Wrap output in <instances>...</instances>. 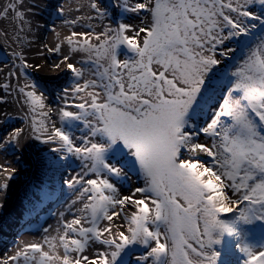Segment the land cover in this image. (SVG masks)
I'll list each match as a JSON object with an SVG mask.
<instances>
[{
  "label": "snow or ice",
  "instance_id": "6c2138e0",
  "mask_svg": "<svg viewBox=\"0 0 264 264\" xmlns=\"http://www.w3.org/2000/svg\"><path fill=\"white\" fill-rule=\"evenodd\" d=\"M22 4L0 10V19L11 12L21 21L19 32L27 23ZM114 6L136 22L73 31L66 41L70 51L85 54L80 66L67 54L49 65L75 81L60 90V126L35 120L30 126L35 140L57 145L51 151L60 161L81 162L63 181L77 194L68 205L71 218L60 212L55 236L26 245L5 264L21 257L25 264H129L137 247L135 264H264V0ZM90 7L100 19L108 15L97 0ZM81 19L93 17L66 23ZM44 49L61 53L59 43ZM13 55L25 69L40 67L22 51ZM86 73L95 79H83ZM18 90L30 112L39 109L51 120L34 83ZM76 124L80 137L66 130ZM25 135L13 129L0 138V149H22ZM48 166L64 167L52 160ZM5 172L0 209L15 169L0 164V176ZM131 172L143 186L124 194L113 178Z\"/></svg>",
  "mask_w": 264,
  "mask_h": 264
},
{
  "label": "rangeland",
  "instance_id": "374dc122",
  "mask_svg": "<svg viewBox=\"0 0 264 264\" xmlns=\"http://www.w3.org/2000/svg\"><path fill=\"white\" fill-rule=\"evenodd\" d=\"M74 1L75 4H71L68 0H23V4L18 5V7L22 8L26 14V21L28 24L34 28L35 35L38 36L37 41H35L36 46L31 45L34 41L27 42L26 33L21 32L17 35V37L19 36V39H17L9 25H2L3 28L10 34L6 31L0 33V39L3 44V48L0 50V68L3 69L4 65H11L10 67L12 68H5L3 70V75L0 76V79L2 84L10 81L12 87L10 90H3V93L0 95V103H4L2 114L6 113L7 115L5 116H8V114L11 115L10 120H8L4 124V128L0 130V138H4L6 140L8 134L11 133L13 129L19 128V125L25 121L22 117V108L25 105L24 97L19 93V87H23L25 83L30 84L33 73L43 72L40 67L37 70H34L33 68H23L22 64L16 62L13 52L22 51L28 63L36 66L39 65L38 60L40 59V56L38 55L37 58L34 53L29 52L39 46L40 53L43 52V54L40 55L49 57L47 59V66L48 69H52L49 65L58 62L62 55L67 54L66 49L69 47L67 45L66 38L70 36L73 31H89V29L87 30L84 28V25L92 20H87V22L84 23V19H81L75 25L66 23L67 21L77 19V17L88 15L86 14L88 11L87 5L90 3L85 2V0ZM60 9L63 10L62 14L59 11ZM29 14L32 15L31 19ZM94 21H97V24H99L101 19L97 17ZM102 22V25L107 27L110 22H116V19L114 18V15H107L102 19ZM30 26L25 29L31 28ZM93 27L94 30H96L94 25ZM27 31L31 32L33 30ZM5 33H7V35H5ZM73 39L79 40L80 37H74ZM92 42L94 43L95 40L93 39ZM58 43L61 45V53L59 55H54L44 49L45 45L54 48ZM52 70L55 73L59 72L55 69ZM10 73H17V75L10 76ZM74 83L75 81L61 84L57 87V89H52L50 87L49 90L53 93H51L52 97L54 99L60 98V90L65 87H71V84L74 85ZM42 92L49 96L51 95L46 89L45 84L42 88ZM37 94L40 93L37 92ZM54 94H57L58 96L55 97ZM47 95L46 98L48 97ZM46 101L51 103L48 98ZM31 140L33 142H37L34 137ZM21 142L23 143V140ZM29 143L31 144V141H29ZM46 145L49 147V144ZM3 155L5 156V159H3L4 162L0 159V164H7L10 169H15L14 178L10 181V188L13 190V194L10 195L7 193V196L4 199V207L0 209V213L4 215V211L8 209V203L11 202L12 207V205L18 201L17 197L19 192L25 187H28L25 184L17 186L25 175L23 169L26 168L27 170L28 166H26V164L19 158L17 148H9L7 144H5L4 148L1 149V158ZM41 167L42 173L38 176V179L33 186V188H35V193H41L35 195L34 199H28L26 208H24V206L20 208V206L17 205L0 220V264H5V261H7L8 258L16 256L17 252L23 249L26 245L33 243L44 244L45 236H55V229L61 226V218L59 216L60 212H64L66 218H71L68 213V205L71 204L76 193L70 189L65 197L54 201L51 200L57 194L56 190H51L52 185L58 186L60 183L64 182L62 180L55 183L58 178L55 173L56 170H53L49 166H42V164ZM66 169L67 165L65 164L63 169L64 171L62 168L59 170H62V173L67 174L68 171ZM35 173H32L28 177V180L32 182ZM4 174L7 175L9 172H5ZM43 179L47 180L44 182ZM41 189H43V191H40ZM46 199H50L52 204L46 205ZM45 228L48 229V232L44 231ZM60 251L62 253V249ZM20 261H24L23 257L20 258ZM9 264H11V262H9Z\"/></svg>",
  "mask_w": 264,
  "mask_h": 264
},
{
  "label": "bare ground",
  "instance_id": "6f19581e",
  "mask_svg": "<svg viewBox=\"0 0 264 264\" xmlns=\"http://www.w3.org/2000/svg\"><path fill=\"white\" fill-rule=\"evenodd\" d=\"M71 2V4H75L74 0H68ZM85 2H91V0H85ZM117 2V0H97V3L100 5L101 8H104L107 10L108 15H114V18L116 19V22H110L109 26L115 28L121 21L126 22V23H134L136 22L135 17H133L131 14L125 13L123 12L119 7L114 6V4ZM134 2V0H129V3ZM8 3H15V0H0V10H2V8L4 6H6ZM19 8V7H18ZM87 16L84 15L83 17H88V16H92L93 19H91L92 21L87 23V24H92L96 27L95 32H100L103 30V28L105 27L104 25H102V19L101 21H99V24H97V21H94L96 17L94 11L91 9L90 4L87 5ZM254 11L256 13L260 12V8L259 6H256ZM28 15V14H27ZM26 17V14H25ZM29 17L31 19L32 15L29 14ZM28 18V17H27ZM29 21V20H28ZM84 23L87 22V19H84L83 21ZM3 24H7L9 25V27L12 28L14 35L17 37L18 34H20L21 32H19V26L21 24V21L19 19L14 18L13 14L10 12L9 13V18H5V19H0V33H2L3 31H6V29L3 28ZM30 25L28 24V22L25 24V28L29 27ZM31 28L29 29H24V33H26V38H27V42L29 41H34L31 45L32 46H36V42L38 39V36L35 35V30L32 26H30ZM85 29L88 30L87 27H84ZM27 30H33V31H27ZM83 31V30H82ZM256 31H259V29H257ZM8 33V32H7ZM10 34V33H8ZM94 39V38H93ZM240 39H243V37H241ZM233 47H235V41H230L229 42ZM40 45V43H39ZM3 48V44L2 41L0 39V50H2ZM67 55L72 57L71 62L75 63L78 67L79 65V61L82 59V57L85 56L84 53H80V52H72L70 51L69 48L66 49ZM29 53H34L36 55V57L38 58V55L40 56V59L38 60V64L40 65V68L43 70V72H38V73H33L32 77H31V82L30 84H35L36 85V91L38 93H43L44 95V102L47 105V108L52 109L51 112V120L49 121L47 119V117H42L40 115V110L38 109L36 111L35 114H33L32 112H30L28 110V108L26 107V105H24V107L22 108V117L25 119H23L24 122H22L19 125V128H24L25 129V138L23 139V148H17V153L19 154V158L21 159V161L23 163L26 164V166H28V169L26 170V168L23 169L24 171V177L21 179V182H19L17 184V186H21V184H25L28 187H25L24 189H22L19 194H18V201L12 205L11 207V202L8 203V209L6 211H4V215L2 213H0V220L15 206L19 205L20 208L24 206V208H26L27 204H28V199L33 198L34 196L37 194H40L41 192H37L35 193V188H33L34 184L36 183V180L38 179V176L41 175L42 173V166H48V161L52 160V161H57L58 164H63V165H67V171L68 173H62V170L64 169V167H62V170H56L55 173L58 176L57 180L55 181V183H58L60 181H64V179L67 178L68 175L72 174L74 171H78L80 166H81V162L79 160H77L74 157H70L69 160L67 162L64 161H60L59 160V154L56 152L51 151L52 147H55L57 145L55 144H49V147L44 144L41 143L40 141L37 142H33L31 139L34 137V133H32L31 131V123L33 122V120H35V123L37 126H39L41 121H44L45 123H47L49 125V127L51 126L52 122H55L56 125L59 127L60 126V120H59V116L57 115V112L60 108L64 107V101L61 100L60 98L58 99H54L52 97V92L49 90V88L51 87L52 89H57V87H59L61 84H66L67 82L73 81L74 82V78L73 75L71 73H68V71H59L58 73H55L52 69H48L47 66V59L49 57H46L45 55H40V49L39 46L35 47L34 49L31 50V52ZM225 64H228V61L225 60ZM11 65H4V68H0V76L3 75V70L5 68H12L10 67ZM221 68L224 67V65L220 66ZM37 70V69H36ZM83 79H95L94 76H90V74L86 73ZM44 82V83H43ZM83 82V80H82ZM0 84L1 83V79H0ZM45 87L48 90V92L51 94L50 96L47 95L46 93L42 92V88ZM71 86H74L73 84H71ZM3 93V89H0V95ZM46 95L48 96V100L50 99L51 103H48L46 101ZM55 97L58 96L57 94H54ZM79 102V101H76ZM4 108V103H0V114H2ZM47 108L45 109V111H47ZM73 111H76V109H70ZM11 115L8 114V116L5 115H0V130L4 128V124L10 120ZM81 125L76 124L74 125V127L72 128H66L67 131H70L73 133L74 137H80L81 135H83L84 133L80 130L81 129ZM29 141H31V144L29 143ZM33 143V144H32ZM77 143H79V140H77ZM0 159H2V161L4 162L3 159H5V156L3 155V157L1 158V149H0ZM64 171V170H63ZM36 172V173H35ZM35 173L32 182L30 180H28V177L32 174ZM9 175V174H7ZM5 174H3V176H0V181H3L4 176H7ZM44 182L47 179H43ZM114 182L117 184L118 188L120 189V191L124 194H129L130 190L133 189L136 186H143V181L140 179V177L137 175V173L135 172H131L129 174V176H126L120 180H115V178H113ZM16 186V187H17ZM46 186V185H45ZM11 187V183L9 181V188H8V194L12 195L13 194V190L10 188ZM54 189L56 190L57 194L56 196H54L51 200H58L61 199L63 197H65V195L70 191V189L64 184V183H60L58 186L52 185L51 190ZM40 191H43V189H41ZM15 192V190H14ZM17 196V195H16ZM76 199V194L73 197V200ZM50 199H46L45 200V204L46 205H50L52 204V201ZM44 204V205H45ZM43 205V206H44ZM42 206V207H43ZM101 246L100 245H93L92 249L93 251L96 249H99ZM44 250L47 251V245L44 247ZM142 250L137 247L135 249V254H139ZM90 254H92L90 252ZM135 254H133L130 258V262L129 264H135ZM39 255V254H38ZM11 256V254H10ZM19 264H25V261H20Z\"/></svg>",
  "mask_w": 264,
  "mask_h": 264
}]
</instances>
